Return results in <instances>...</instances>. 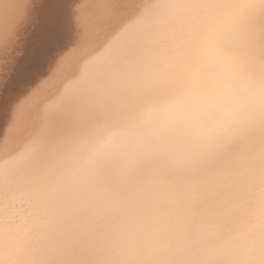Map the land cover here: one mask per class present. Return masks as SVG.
<instances>
[{"label": "clouds", "instance_id": "9594fccd", "mask_svg": "<svg viewBox=\"0 0 264 264\" xmlns=\"http://www.w3.org/2000/svg\"><path fill=\"white\" fill-rule=\"evenodd\" d=\"M71 74L0 169V264H264V0H153Z\"/></svg>", "mask_w": 264, "mask_h": 264}, {"label": "bare ground", "instance_id": "6f19581e", "mask_svg": "<svg viewBox=\"0 0 264 264\" xmlns=\"http://www.w3.org/2000/svg\"><path fill=\"white\" fill-rule=\"evenodd\" d=\"M153 0H0V169L40 144L77 59L134 31ZM63 124L75 119L65 111Z\"/></svg>", "mask_w": 264, "mask_h": 264}]
</instances>
